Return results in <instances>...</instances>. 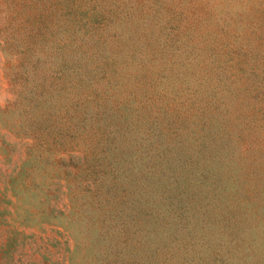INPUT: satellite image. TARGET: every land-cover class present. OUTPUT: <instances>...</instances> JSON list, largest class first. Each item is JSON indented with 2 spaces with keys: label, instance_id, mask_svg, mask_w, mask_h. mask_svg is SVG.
<instances>
[{
  "label": "rangeland",
  "instance_id": "1",
  "mask_svg": "<svg viewBox=\"0 0 264 264\" xmlns=\"http://www.w3.org/2000/svg\"><path fill=\"white\" fill-rule=\"evenodd\" d=\"M0 264H264V0H0Z\"/></svg>",
  "mask_w": 264,
  "mask_h": 264
}]
</instances>
